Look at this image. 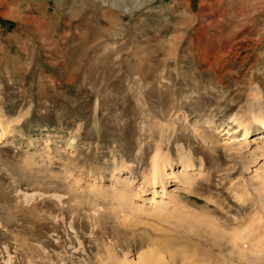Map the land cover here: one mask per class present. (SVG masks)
Returning a JSON list of instances; mask_svg holds the SVG:
<instances>
[{
  "label": "rangeland",
  "instance_id": "1",
  "mask_svg": "<svg viewBox=\"0 0 264 264\" xmlns=\"http://www.w3.org/2000/svg\"><path fill=\"white\" fill-rule=\"evenodd\" d=\"M258 114L264 0H0V264H264Z\"/></svg>",
  "mask_w": 264,
  "mask_h": 264
},
{
  "label": "bare ground",
  "instance_id": "2",
  "mask_svg": "<svg viewBox=\"0 0 264 264\" xmlns=\"http://www.w3.org/2000/svg\"><path fill=\"white\" fill-rule=\"evenodd\" d=\"M252 120L253 121H252L251 124H255V126H259V128H257V129L258 130H261V132H259L258 135L263 134L264 133V114H258L256 116H254ZM233 121H237V119L234 118ZM236 124H237V127L238 128H241V127L244 128L243 135L241 136L242 137L241 139L242 140L246 139L247 136H248V133L250 132V130H249L250 127L249 126H246L245 124H243L242 121H239V120L236 122ZM232 129H234V128H232ZM7 130H8V126L5 123L0 122V142L5 139L6 134H7ZM226 132L229 133V130H227ZM253 141H255V140L253 139ZM166 162H168V161H166ZM168 165L171 166V164L169 162H168ZM164 167H165L164 163L163 164H158L156 161H154L153 162V167H152V170H151V182L153 184L160 183L161 186H162V188H163V190H165L163 173H166V170H165ZM189 167L190 168L192 167V164H191L190 161L189 162L188 161L182 162V170L180 172L181 173H183V172L187 173V171H188L187 169ZM259 173H260V175H263L264 176V166H263V168L260 169V172ZM180 179H181L180 181L184 185H188L190 183V181L192 180V178H190L188 176L181 177ZM116 180H117L116 183H118L119 182V178H117ZM120 191H122V193H123L122 196H125V198H126V196H127V190L123 189V190H120ZM124 194H126V195H124ZM156 194H157V192L155 190H153L152 191V197L149 200L150 201V207L151 208L160 209V210L163 211V210H167L168 206H170L171 204H174L176 202V197H175L176 195L175 194H169V201H166V196L164 194H162L160 200H156L155 199L156 198ZM122 199H124V198H122ZM186 216L183 217V215L182 216L181 215H178V219L177 220L179 221V225H184V224H188L189 225L190 224L189 221L190 220L192 221L194 219L191 216H187L189 218H186ZM160 241H161V244H163V245L166 244L164 242V239L163 240H160ZM157 243H160V242H157ZM168 244H169V241H168ZM158 248L161 249V245ZM162 249H165V248L162 247ZM167 249H169V248H167ZM153 251L155 252L156 250H153ZM157 251H158V249H157ZM160 253L157 252V254H154L153 252H150V253L143 254L142 256H140L138 258V260H135L134 262H128L127 261V257H124L123 259H120L118 257H115L114 260H115L116 264H157L158 263L157 261L159 260V258H157L156 255H158ZM186 260H187V258H186ZM209 261L207 262V264H213L212 261H210V262ZM184 264H199V263L198 262L196 263V260H192L191 262H184Z\"/></svg>",
  "mask_w": 264,
  "mask_h": 264
}]
</instances>
